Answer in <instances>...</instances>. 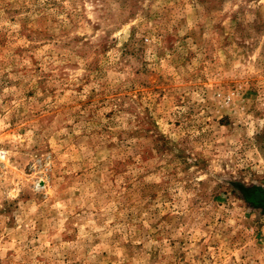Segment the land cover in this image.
Returning a JSON list of instances; mask_svg holds the SVG:
<instances>
[{"label": "rangeland", "instance_id": "374dc122", "mask_svg": "<svg viewBox=\"0 0 264 264\" xmlns=\"http://www.w3.org/2000/svg\"><path fill=\"white\" fill-rule=\"evenodd\" d=\"M0 264H264V0H0Z\"/></svg>", "mask_w": 264, "mask_h": 264}]
</instances>
